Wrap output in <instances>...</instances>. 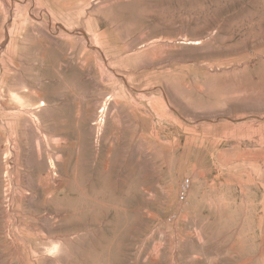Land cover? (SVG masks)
I'll return each mask as SVG.
<instances>
[{"label": "rangeland", "instance_id": "374dc122", "mask_svg": "<svg viewBox=\"0 0 264 264\" xmlns=\"http://www.w3.org/2000/svg\"><path fill=\"white\" fill-rule=\"evenodd\" d=\"M0 264H264V0H0Z\"/></svg>", "mask_w": 264, "mask_h": 264}, {"label": "built area", "instance_id": "2783aa9c", "mask_svg": "<svg viewBox=\"0 0 264 264\" xmlns=\"http://www.w3.org/2000/svg\"><path fill=\"white\" fill-rule=\"evenodd\" d=\"M181 199H185V191L182 192Z\"/></svg>", "mask_w": 264, "mask_h": 264}]
</instances>
